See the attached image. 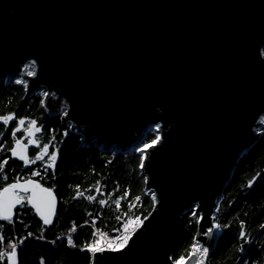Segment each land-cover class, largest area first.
<instances>
[{"label": "water", "instance_id": "water-1", "mask_svg": "<svg viewBox=\"0 0 264 264\" xmlns=\"http://www.w3.org/2000/svg\"><path fill=\"white\" fill-rule=\"evenodd\" d=\"M6 78L24 79L27 97L47 93L46 111L63 110V124L87 146L128 151L151 129L163 134L141 173L161 203L116 264H171L196 204L195 242L216 246L217 229L203 233L238 161L261 138L264 0H0Z\"/></svg>", "mask_w": 264, "mask_h": 264}, {"label": "trees", "instance_id": "trees-1", "mask_svg": "<svg viewBox=\"0 0 264 264\" xmlns=\"http://www.w3.org/2000/svg\"><path fill=\"white\" fill-rule=\"evenodd\" d=\"M11 97L13 102L9 101ZM44 98L40 92L27 97L24 85L0 81V111H9L18 103L19 116L37 120L41 128L38 135L40 146L52 140L50 150L59 148L60 157L54 181L51 179V170L44 176L40 161L28 166L19 162V176L22 178H27L29 169H36L41 171V176L33 178L47 187L56 184L54 191L59 198V209L54 223L50 226L43 225L30 205L23 208L20 206L13 217L14 230L4 221L0 223L4 225L2 234L6 237L0 247H7V238L15 240L31 231L33 237L25 241L24 251L20 254L21 264H40L41 258L44 264H87V254L79 249L83 241L92 238L94 227L111 235L113 228L120 227L125 214L143 218L152 211L151 196L139 168L140 152L137 151L138 148L112 152L95 144L85 145L82 141L84 135L65 126L60 115H50L46 111ZM65 131L66 136L63 135ZM155 134L149 131L144 143L154 138ZM20 137H23L22 132H19ZM37 150V147L30 149L32 158ZM14 162L16 161L11 158L9 164ZM14 177V173H9L8 182ZM253 178L255 179L249 188L248 180ZM97 187L99 192L96 191ZM76 191L83 195L75 197ZM125 192L128 193L127 196H124ZM88 195H93L94 199L88 201ZM137 196L140 197L139 201L135 200ZM118 197H123L119 207L114 203ZM100 199H104L106 204L100 205ZM192 211H187L183 216L182 225L174 240L172 256L187 255L191 251L190 245L195 242L198 228ZM117 217L121 219L117 220ZM93 218L96 220L94 225L91 224ZM214 218L216 222L228 223L230 227L217 229L218 242L209 251L206 264H243L245 259L248 264H252L253 260L264 264V252L261 251L264 247V229L259 228L264 223V128L260 140L238 161ZM85 220L90 223L83 225ZM241 220L245 221V231L254 239L253 244L239 238ZM73 223L76 231L71 234L77 245L75 248L67 245V235ZM39 235H43L45 239H35ZM53 240L56 241L55 244L51 243ZM241 247L245 249L244 252L240 251Z\"/></svg>", "mask_w": 264, "mask_h": 264}, {"label": "snow or ice", "instance_id": "snow-or-ice-1", "mask_svg": "<svg viewBox=\"0 0 264 264\" xmlns=\"http://www.w3.org/2000/svg\"><path fill=\"white\" fill-rule=\"evenodd\" d=\"M25 68L30 69L27 73L29 76L36 75V68L38 67L37 59H32L29 63L24 65ZM17 84L24 85L25 89L27 88V82L24 79L16 80ZM45 95H48L45 93ZM43 103V101H41ZM27 121L28 126L24 127ZM0 122L2 126L7 129L10 124H14V127L10 129V135L12 137V144L7 149L5 145L7 144L6 140H0V180L3 181L0 185V220L8 223L12 229L15 228L14 209L19 205L23 208L25 205H31L35 212L40 216L43 221V225H51L53 223V218L57 215V196L54 191L56 184L53 183L51 187H45L44 184L38 179H33V177L41 176V171L36 169H29L28 176L26 179H22L19 176H15L12 182L8 181V175L4 172V168L9 164L10 158H17L19 161L23 162L24 166L35 164L37 161L41 162V169L44 176H47L49 170H51V179L54 181L56 179V165L59 157V148H54L49 152V146L52 144V140H49L47 143H43L40 146V141L34 139V135L37 132L41 131L40 127H37V120L29 119L27 116L17 117L14 111H8L5 114H0ZM156 128L160 129L161 124H156ZM23 131L24 135L28 137L27 143H23V137L17 138V132ZM6 134L5 131H0V138L4 137ZM63 135H67L65 131ZM53 139H55L53 137ZM164 136L161 132L157 131L154 138L143 143L137 151L140 152L139 157V168L143 170L146 166V161L149 159L148 149H156L158 146H162ZM29 145L37 146L38 150L35 151L34 158L28 155ZM4 153H10V156ZM46 157V158H45ZM259 175V173H257ZM143 179L147 182L148 177L145 175ZM253 179L248 180V187L251 188L253 184ZM99 185V181H97ZM71 187V186H69ZM79 188V185L76 186ZM96 191L99 192V187L96 188ZM127 192L124 193V196H127ZM151 196V207L153 211L156 210L157 205L161 203V198H158L157 192L154 190H149ZM83 193L76 191L75 197L82 196ZM74 197V198H75ZM88 201L94 199L93 195H88ZM121 199L123 197H118L115 199L114 203L117 207L120 206ZM135 200L139 201L140 197H135ZM100 205H105L106 201L104 199L99 200ZM200 207L199 204L194 206L192 211V216L196 219L197 223L203 219V214H197L195 209ZM152 213L149 212L148 215L143 216H128L125 214V218L121 223L120 227L113 228L111 235L107 232L102 231L101 228L94 227L91 232V239L85 240L82 242L80 247V252L87 254V264H116L123 257H125L130 249L131 244L134 242L133 237L137 234L138 230L144 225V221L151 216ZM120 220V217L116 218ZM23 223V221H20ZM96 220L93 218L91 224H95ZM90 222L85 220L83 225H88ZM240 229L238 232L239 238L244 240L249 244L254 243V239L249 237L245 231V221L241 220L239 222ZM81 225V226H83ZM26 228L27 225H24ZM228 223L220 224L215 221L213 217L212 227H209L207 231L203 233L204 236H209L213 233V229L220 228H229ZM4 225L0 224V244L4 242L6 237L2 234ZM260 229H264V223L259 225ZM76 231V225L73 223L72 228L69 229V234L67 235V245L70 247H77L74 243L72 232ZM33 237L31 231L27 232L26 236H20L13 240L12 238H7V247H0V264H21L20 254L24 251L25 241ZM35 239L44 240L43 235L35 237ZM52 244H55L56 241H51ZM191 251L184 254H177L175 256H167V260L171 264H188V261L194 259L195 264H206L207 257L210 251L209 246H205L196 241L190 245ZM241 252H244L243 247L240 248ZM261 251L264 252V247L261 248ZM40 264H44L43 258L40 260ZM243 264H248V260L245 259ZM252 264H258V261L253 260Z\"/></svg>", "mask_w": 264, "mask_h": 264}, {"label": "flooded vegetation", "instance_id": "flooded-vegetation-1", "mask_svg": "<svg viewBox=\"0 0 264 264\" xmlns=\"http://www.w3.org/2000/svg\"><path fill=\"white\" fill-rule=\"evenodd\" d=\"M15 100H16V99H15ZM9 101H10V102H11V101L13 102L12 97L9 99ZM9 111H14L15 114H16V116L19 117V106H18V103L15 105V107L9 109ZM6 112H8V109H7V110H2V111H0V114H5ZM14 126H15L14 124H10V125L8 126V128L5 129V128L2 126V122H0V131H5V132H6L5 136L2 137V138H0V140H6V141H7V144L5 145V148H6V149L12 144V137H11V135H10V129H11V127H14ZM16 135H17V138H19V132H17ZM27 140H28V138L25 137V138H24V141L27 142ZM4 154L9 155L8 153H4ZM9 156H10V155H9ZM13 159H14L16 162H14L12 165L8 164V165H6L5 168H4V172L7 173V175H8V179H9V173H14L15 176H19V160H18L17 158H13ZM10 160H11V158L9 159V161H10ZM19 177H21V176H19ZM21 178H22V177H21ZM22 179H25V178H22ZM35 179H36V178H35ZM7 182H8V181H7ZM11 182H12V181H11ZM2 183H3V181L0 180V185H2ZM18 210H19V208H18ZM1 221H2V220H0V223H1ZM217 242H218V239H217ZM217 242H216V244H217ZM214 247H215V246H214Z\"/></svg>", "mask_w": 264, "mask_h": 264}, {"label": "rangeland", "instance_id": "rangeland-1", "mask_svg": "<svg viewBox=\"0 0 264 264\" xmlns=\"http://www.w3.org/2000/svg\"><path fill=\"white\" fill-rule=\"evenodd\" d=\"M30 70V69H29ZM29 70L27 71V72H29ZM18 79H22V78H17V79H14V80H12V79H10V78H6V79H4V80H0V81H5V82H7V83H9V82H16V80H18ZM41 94H43L44 96H45V92H43V91H39ZM56 115H60L61 116V120H62V118H63V116H64V111L62 110V111H60L59 113H57ZM56 115H54V116H56ZM37 125H38V123H37ZM28 126V124H27V121H26V123H25V125H24V127H27ZM39 126V125H38ZM65 126H69L70 128H71V126L69 125V124H65ZM40 127V126H39ZM263 128H264V119L261 121V123H260V125H259V128H258V132L260 133V135L262 136V132H263ZM73 131H76V132H78V133H80L78 130H73ZM150 131H153V132H155V133H157L156 132V130L155 129H151ZM19 132H22V135H23V140L22 141H24V138L26 137L25 135H24V133H23V131H19ZM82 134V133H81ZM83 135V134H82ZM39 137L37 136V140H39L38 139ZM84 140V138L82 139V141ZM40 141V140H39ZM24 142H26V141H24ZM84 142V141H83ZM144 143V142H143ZM142 143V144H143ZM141 144V145H142ZM140 145V146H141ZM42 146V145H41ZM140 146H138L137 148H139ZM100 148H103V146H99ZM38 148V147H37ZM51 148H50V146H49V152H51V150H50ZM134 149V148H133ZM131 150V149H130ZM112 152H117L118 150L116 149V148H113L112 150H111ZM46 158V157H45ZM193 210V209H192ZM6 248V247H5Z\"/></svg>", "mask_w": 264, "mask_h": 264}, {"label": "bare ground", "instance_id": "bare-ground-1", "mask_svg": "<svg viewBox=\"0 0 264 264\" xmlns=\"http://www.w3.org/2000/svg\"><path fill=\"white\" fill-rule=\"evenodd\" d=\"M29 71H30V70H29ZM263 119H264V118H263ZM263 119H262V120H263ZM262 120H261V121H262ZM62 234H63V233H62Z\"/></svg>", "mask_w": 264, "mask_h": 264}]
</instances>
